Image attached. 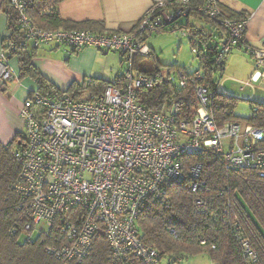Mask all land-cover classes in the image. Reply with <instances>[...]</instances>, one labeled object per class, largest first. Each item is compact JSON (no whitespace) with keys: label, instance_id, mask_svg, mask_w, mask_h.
<instances>
[{"label":"built area","instance_id":"2783aa9c","mask_svg":"<svg viewBox=\"0 0 264 264\" xmlns=\"http://www.w3.org/2000/svg\"><path fill=\"white\" fill-rule=\"evenodd\" d=\"M9 1L19 15L25 46L55 43L73 50L113 51L123 57V86L110 84L96 100L37 90L20 109L25 133L15 151L21 165L15 189L21 195L20 208L31 221L26 230L53 237L45 248L47 254L82 262L92 252L96 237L102 236L113 264H135L136 259L164 264L160 251L142 240L141 211L153 200H165L169 186L187 178L196 194L195 211H209L203 166L196 163L187 168L184 157L211 151L228 170H252L264 178V130L243 122L219 125L210 112L214 93L208 87L197 86L198 105L181 122L176 120L173 100L162 112L150 111L138 101L139 90L152 89L160 76L159 69L142 73L135 68L137 57L151 53L142 37L193 10L218 19L228 33L217 63L233 48H247L257 66L251 82H258L264 77V52L242 43L248 19L225 17L217 0H204L200 6H193L191 0H153L133 33L49 30L34 23L29 0ZM7 44L13 47L9 39ZM5 58L6 52L0 54V86L14 77L13 70L1 63ZM192 78H201L200 72L194 77L182 69L169 74V80L181 88ZM242 249L249 264H257L258 255L249 240L243 241Z\"/></svg>","mask_w":264,"mask_h":264},{"label":"trees","instance_id":"16d2710c","mask_svg":"<svg viewBox=\"0 0 264 264\" xmlns=\"http://www.w3.org/2000/svg\"><path fill=\"white\" fill-rule=\"evenodd\" d=\"M1 1L9 8V35L4 46L6 55L9 58H18L21 77L37 80L40 93H63L74 99L87 93L89 97L84 101L90 102L102 96L110 84L123 86L124 78L120 73L114 82L102 78L85 79L82 83H72L67 90L59 89L33 65L34 53L29 52L24 45V31L19 15L9 0ZM29 1L30 16L40 28L83 30L84 26L97 24L89 21L82 25L71 24L56 12L45 13L47 8L59 4L62 0ZM191 3L193 6H200L204 0H191ZM223 13L231 19H248L244 13ZM192 19L205 22L209 25L208 29L192 24ZM177 30H181L188 37L200 62L198 71L201 78H192L186 88H181L169 80L172 70L164 72L153 53L147 58L137 57V71L150 73L159 69L160 72L155 87L139 90V103L150 111L162 112L173 100L176 104V120L181 122L189 119L191 110L198 105L195 90L198 85H203L214 93L210 112L219 125L226 122H243L257 125L264 130V103H252V116L243 121L234 114L236 98L219 93V82L215 80V75L224 72L228 56L221 64L217 63L220 45L228 37L219 20L193 10L185 18L146 33L142 40L145 41L154 33ZM8 39L13 42V47L8 46ZM242 43L248 45L246 37ZM233 49L253 57L247 48L240 45ZM187 74L194 77V73ZM23 141L22 133L16 134L14 141L8 145L0 141V264H113L109 258L108 242L102 236L96 237L92 252L82 262L60 260L47 254L45 248L53 243L52 236L45 237L40 234L35 242L30 239L20 242L23 234L31 235L33 232V229L26 230V225L31 221L26 210L20 208L21 195L15 189L21 173V165L15 158V151ZM184 162L187 168L196 163L203 166L202 179L209 189L206 194L209 211H195L196 194L189 187L190 178L179 184L173 183L167 190L165 200L151 201L140 213L138 227L144 243L160 251L167 264H176L196 254L208 255L214 264H249L242 249L243 241L249 240L258 255L257 264H264V178L258 177L252 170H228L222 158L211 151L197 156H186ZM134 263L144 264L138 259L134 260Z\"/></svg>","mask_w":264,"mask_h":264},{"label":"crops","instance_id":"0c3cea01","mask_svg":"<svg viewBox=\"0 0 264 264\" xmlns=\"http://www.w3.org/2000/svg\"><path fill=\"white\" fill-rule=\"evenodd\" d=\"M217 1L224 12L247 15L246 41L252 49L264 52V0ZM152 4L153 0H62L59 4L47 8L45 13L56 12L63 20L76 25H82L88 21L97 23L83 27V30L92 29L96 33H133ZM7 11L9 8L0 0V54L5 53V39L9 35ZM195 21L198 27L208 29L209 25L205 22L196 19ZM26 49L34 53L33 65L42 76L61 90H67L72 83H82L85 79L102 78L114 82L123 67V57L119 54L113 68L105 66V68L96 69L97 63L103 62L108 52L93 48L73 50L55 43L34 47L31 42ZM150 49L155 55L154 50ZM60 51H63L65 62L69 63L75 72L62 70L61 62L53 58V55L57 56ZM1 63L3 66L10 67L14 73L11 80L0 86V141L8 145L14 141L16 134L25 133V123L20 116V109L30 94L38 90L39 84L31 77H21L17 57L1 59Z\"/></svg>","mask_w":264,"mask_h":264},{"label":"rangeland","instance_id":"374dc122","mask_svg":"<svg viewBox=\"0 0 264 264\" xmlns=\"http://www.w3.org/2000/svg\"><path fill=\"white\" fill-rule=\"evenodd\" d=\"M198 24L192 19V24ZM146 44L155 52L158 65L164 72L182 69L187 73H195L200 69V62L192 50V46L186 34L181 30L173 32L154 33L148 37ZM95 49V48H93ZM229 53L225 70L223 73H217L215 80L219 82V93L234 96L237 101L235 107V116L240 120H246L252 116V103H264V78L259 82H251L252 75L256 72L257 66L255 59L250 54L244 53L238 49H233ZM119 53L110 51L103 62L97 63L96 69L113 68ZM63 51H60L53 58L61 62L62 70L73 71L72 66L65 62ZM64 60V61H63ZM119 64V61H118ZM89 97L87 93L83 94L77 100H85ZM45 228V225H40ZM46 230V229H45ZM40 232L34 230L31 235L23 234L20 242L32 240L35 242L39 238ZM167 264L166 261H163ZM176 264H214L208 255L196 254L189 256L177 262Z\"/></svg>","mask_w":264,"mask_h":264}]
</instances>
